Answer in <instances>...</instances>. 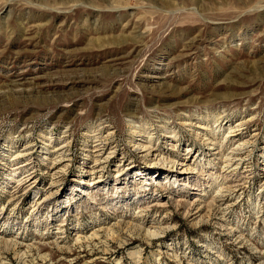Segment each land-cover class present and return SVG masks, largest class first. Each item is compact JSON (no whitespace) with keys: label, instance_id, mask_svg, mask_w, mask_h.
Here are the masks:
<instances>
[{"label":"rangeland","instance_id":"rangeland-1","mask_svg":"<svg viewBox=\"0 0 264 264\" xmlns=\"http://www.w3.org/2000/svg\"><path fill=\"white\" fill-rule=\"evenodd\" d=\"M0 264H264V0H0Z\"/></svg>","mask_w":264,"mask_h":264},{"label":"bare ground","instance_id":"bare-ground-1","mask_svg":"<svg viewBox=\"0 0 264 264\" xmlns=\"http://www.w3.org/2000/svg\"><path fill=\"white\" fill-rule=\"evenodd\" d=\"M238 125V124H237ZM230 131H232V130H230ZM229 131V132H230ZM233 132V131H232ZM230 136H232V135H230ZM139 145L142 147V148H144L145 150H149L151 147H150V145H145V144H141V143H139ZM150 151V150H149ZM231 160V159H230ZM183 172H186V171H184V170H182L181 171V173H183ZM101 176H103V175H101ZM100 176V177H101ZM118 176H120V175H118ZM95 182H97V181H95ZM158 231H150V232H148V234L150 235V236H156V235H158V233H157ZM112 233V232H111ZM147 233V232H146ZM95 235H96V233L95 232H92V234H91V236H90V238L91 237H95ZM89 238V237H88ZM79 240H80V238H79V236H77V238H76V241H78L79 242ZM82 240V239H81ZM89 240H92V238L91 239H89ZM83 243H84V241H83ZM14 246H16V244H13V247ZM11 249V248H10ZM104 250V249H103ZM106 250H108V249H106ZM105 251V250H104Z\"/></svg>","mask_w":264,"mask_h":264}]
</instances>
